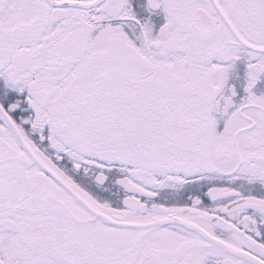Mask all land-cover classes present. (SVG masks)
<instances>
[{"label": "snow or ice", "instance_id": "1", "mask_svg": "<svg viewBox=\"0 0 264 264\" xmlns=\"http://www.w3.org/2000/svg\"><path fill=\"white\" fill-rule=\"evenodd\" d=\"M0 264H264V0H0Z\"/></svg>", "mask_w": 264, "mask_h": 264}]
</instances>
